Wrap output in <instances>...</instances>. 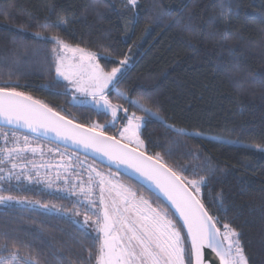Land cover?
<instances>
[{"label":"trees","instance_id":"obj_1","mask_svg":"<svg viewBox=\"0 0 264 264\" xmlns=\"http://www.w3.org/2000/svg\"><path fill=\"white\" fill-rule=\"evenodd\" d=\"M46 3L56 5L53 20L60 15L69 18L59 35L96 52L97 62L106 71L129 55L128 70L109 99L124 104L129 113L143 115L116 95V90L127 91L132 99L159 110L169 124L186 130V135L177 137L161 123L148 121L141 138L148 154L159 152L169 164L189 165L188 174L191 165L209 161L216 175L202 188V199L219 218L221 228L227 222L240 234L249 264H264V153L243 147L264 145V0H138L135 9L126 8V0H0V85L6 81L19 85L18 90L73 123L85 128L105 125V133L117 138L109 116L72 104L65 85L57 79L51 66L52 43L35 36L37 32L56 34L44 31L35 19L43 20ZM222 7L232 9L227 24L219 18ZM35 141L56 148L74 162L91 164L114 183L149 200L152 207L172 213L127 177L58 146ZM198 171L207 173L206 168ZM10 183L11 188L9 182H2V188L9 189L2 194L25 203L13 200L8 207L0 205V233L29 244L21 251L38 255L41 264H87L84 248L93 240L85 231L95 233L81 227L84 208L74 216L71 211L66 215L27 204L40 201L74 211L76 197L43 184ZM221 191L223 207L213 203Z\"/></svg>","mask_w":264,"mask_h":264},{"label":"snow or ice","instance_id":"obj_2","mask_svg":"<svg viewBox=\"0 0 264 264\" xmlns=\"http://www.w3.org/2000/svg\"><path fill=\"white\" fill-rule=\"evenodd\" d=\"M137 6L138 0H126V8L135 9ZM43 12L42 21L39 17L35 19L44 31L55 30L56 34L45 36L37 32L35 36L52 43L51 66L56 77L67 81L76 93L91 97L92 102L102 107L105 114L110 112L112 126L121 119L120 110L124 112L125 122L119 131V139L107 135L102 124L88 128L73 124L72 120L66 119L52 107L18 90L19 85L6 81L0 85V125L3 126L0 127V181L9 182L11 188L13 179H23L28 183H44L49 189L57 181H63V187H58V190L76 197L74 211L55 204H41L40 201H27V204H38L41 208L64 212L66 215L71 211L74 216H79V208L83 207L81 227H91L95 233L92 236L85 231V235L93 240V244L84 248L87 264H214L206 261L205 249L215 253L219 264H249L240 234L227 222L221 228L219 218L210 213L201 197L202 188L207 187L216 175L215 168L205 160L191 165L192 171L188 174L189 165L169 164L159 152L148 154V146L141 138L142 127L148 121L161 123L177 137L186 135V130L169 124L159 110L153 111L140 99H132L127 91L116 90V95L143 115H137L135 111L129 113L124 104H114L109 99L106 90H115L116 84L127 72L129 55L125 54L116 67L106 71L97 62L96 52L78 44H70L59 35L69 24V18L60 15L53 20L52 17L56 15L54 3H46ZM232 14L230 7L219 10V18L226 24ZM30 18L33 17L30 15ZM20 129H26L33 135L21 134L18 131ZM48 133H54L58 139L91 148L117 165H126L154 185L170 202L174 213L152 207L149 200L143 196L137 197L130 188L114 183L95 168L91 172L99 178L98 181L91 173L87 181L81 179L79 172L65 175L69 169L77 168L83 162L74 165L71 157H65L62 153L61 159H68L69 163L55 167H64V173L58 170L55 179L50 172L42 174L41 168L51 169L54 165L38 163L27 154L43 157L44 150L35 144V140ZM243 147L264 153V145L261 144ZM47 151L54 152L51 148ZM193 158L199 160L197 154H193ZM205 168L207 173L200 175L198 170L203 171ZM8 190L0 188V205L8 207V202L13 200L18 204L25 203L23 199L2 194ZM213 203L223 207L222 191L216 194ZM177 216L178 220L175 218ZM72 223L79 221L72 220ZM21 247L31 246L7 232L0 233V253H7L0 254V264H41L38 255L31 251L24 253Z\"/></svg>","mask_w":264,"mask_h":264},{"label":"rangeland","instance_id":"obj_3","mask_svg":"<svg viewBox=\"0 0 264 264\" xmlns=\"http://www.w3.org/2000/svg\"><path fill=\"white\" fill-rule=\"evenodd\" d=\"M57 79H58L59 81H61V82L65 85L66 93L69 95L72 104H74V105H76V106L91 107V108H93V109H95V110H97V111H99V112L104 113L102 107H97V106L92 102L91 97H89V96H87V95H82V94H80V93H76V92L74 91V89H73L70 85H68L67 81H64L62 78H57ZM106 91H107V94H109L110 91H112V89L110 88L109 90H106ZM104 114H105V113H104ZM106 115L110 117V121H109V125H110V127H114V128L117 129V134H118V135H117V139H119V131H120L121 127H122V126H120V123H119V122H121V120H122V122H121L122 125H123V123L125 122V117H124V112H123V110H120V112H119V115H120L121 119L118 120V121H116L114 126H112L111 123H110L111 120H112L111 113L109 112V113H107ZM105 128H106V127H105ZM105 128H104V130H105ZM97 131H99V129H97ZM0 143H2V142H0ZM35 144H39V145L43 148V150H44V155H43V157H41L39 154L33 156L31 153H28V154H27L28 157H29L30 159H34V160H36L38 163H52V164L54 165L51 169L41 168V169H40L41 173L43 174V173H45L46 171H47V172H50V174H51V176H52L53 179H55V176H56V173H57L58 170H59L61 173H64V167H60L59 169H57V167H55V165L66 166V165L69 163V160H68V159H61L60 153L64 154L65 157H69V156H67V155H66L65 153H63V152H60L59 150H58V152H56V151H55V150H57L56 148L49 147V146H47V145H45V144H42V143H40V142L35 141ZM35 144H34V146H35ZM49 148L53 149L54 152H53V153H49V152L47 151V149H49ZM75 159H76V158H75ZM76 160H78V159H76ZM79 162H82V161L79 160ZM79 162H74L73 159H72V157H71V163H72V164L76 165V164H79ZM92 168H94V167H93L91 164H84V162H83L82 164L79 165V167L69 169V170H68V173H64V174H65V175H69V174H74L75 172H79V173H80V177H81V179H83L84 181H87L88 176H89V174L91 173V175H92V176L98 181L99 178H98V177H95V173L91 172V169H92ZM89 170H90V171H89ZM106 177H109V176L106 175ZM22 180H23V179H21V181H22ZM13 181L15 182L16 180L13 179L12 182H13ZM21 181H16V182H21ZM23 181L28 182V181H26V180H23ZM2 182H3V181H0V188H2V185H1ZM30 184L32 185V183H30ZM38 184H43V185L45 186L44 183H38ZM57 186H58V187H59V186H62V187H63V181H57V182H56V185H54V186H53L52 188H50V189H54L55 191H59ZM45 188H47V187H45ZM47 189H49V188H47ZM88 229H89V230H93V228H91V227H89Z\"/></svg>","mask_w":264,"mask_h":264},{"label":"water","instance_id":"obj_4","mask_svg":"<svg viewBox=\"0 0 264 264\" xmlns=\"http://www.w3.org/2000/svg\"><path fill=\"white\" fill-rule=\"evenodd\" d=\"M75 124V123H73ZM0 127H3L0 125ZM21 132V134H27L29 136H32L33 134L28 132L26 129H20L18 130ZM38 140L45 141L51 145L58 146L62 149H65L75 155L81 156L87 160H90L96 164L102 165L106 168H109L128 179L134 181L135 183L139 184L141 187H143L145 190L150 192L153 196L158 198L167 208L174 213V209L171 207V204L169 201H167L166 197L163 196L162 193L159 192L158 189L155 188L154 185H152L149 181L145 180L143 177H141L138 173L134 172L132 169L128 168L126 165H117V163L110 161L106 156H103L102 154L95 152L91 148H85L82 145L74 144L71 141H64L61 139H58L54 133H48L47 136L41 135L37 138ZM177 220L179 219L178 216L175 217ZM180 224H182V221H180ZM190 245V242H189ZM206 253V261H212L214 264H219V259L215 256V253L211 252V250L205 249Z\"/></svg>","mask_w":264,"mask_h":264}]
</instances>
